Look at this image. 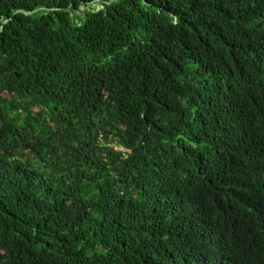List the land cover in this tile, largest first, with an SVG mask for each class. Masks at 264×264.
<instances>
[{
  "label": "trees",
  "instance_id": "trees-1",
  "mask_svg": "<svg viewBox=\"0 0 264 264\" xmlns=\"http://www.w3.org/2000/svg\"><path fill=\"white\" fill-rule=\"evenodd\" d=\"M0 264H264V0H0Z\"/></svg>",
  "mask_w": 264,
  "mask_h": 264
},
{
  "label": "rangeland",
  "instance_id": "rangeland-1",
  "mask_svg": "<svg viewBox=\"0 0 264 264\" xmlns=\"http://www.w3.org/2000/svg\"><path fill=\"white\" fill-rule=\"evenodd\" d=\"M99 7L100 6L98 4H96V3L92 5V8H95V9H98ZM85 9H86L85 7H82L81 10H80V12L81 11H84Z\"/></svg>",
  "mask_w": 264,
  "mask_h": 264
},
{
  "label": "water",
  "instance_id": "water-1",
  "mask_svg": "<svg viewBox=\"0 0 264 264\" xmlns=\"http://www.w3.org/2000/svg\"><path fill=\"white\" fill-rule=\"evenodd\" d=\"M92 110H94V107H92Z\"/></svg>",
  "mask_w": 264,
  "mask_h": 264
}]
</instances>
